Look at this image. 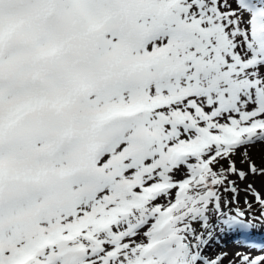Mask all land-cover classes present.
Here are the masks:
<instances>
[{
    "label": "snow or ice",
    "instance_id": "obj_1",
    "mask_svg": "<svg viewBox=\"0 0 264 264\" xmlns=\"http://www.w3.org/2000/svg\"><path fill=\"white\" fill-rule=\"evenodd\" d=\"M0 264H264V0H0Z\"/></svg>",
    "mask_w": 264,
    "mask_h": 264
},
{
    "label": "bare ground",
    "instance_id": "obj_2",
    "mask_svg": "<svg viewBox=\"0 0 264 264\" xmlns=\"http://www.w3.org/2000/svg\"><path fill=\"white\" fill-rule=\"evenodd\" d=\"M225 243H227V245H228V248H233V247H235V244L232 242V240H231V238H225Z\"/></svg>",
    "mask_w": 264,
    "mask_h": 264
},
{
    "label": "rangeland",
    "instance_id": "obj_3",
    "mask_svg": "<svg viewBox=\"0 0 264 264\" xmlns=\"http://www.w3.org/2000/svg\"><path fill=\"white\" fill-rule=\"evenodd\" d=\"M253 151H254V154L257 155V156L260 154V149L259 148L254 149Z\"/></svg>",
    "mask_w": 264,
    "mask_h": 264
}]
</instances>
